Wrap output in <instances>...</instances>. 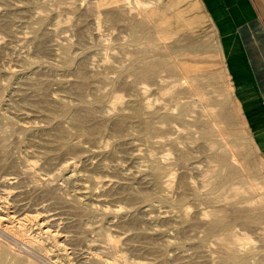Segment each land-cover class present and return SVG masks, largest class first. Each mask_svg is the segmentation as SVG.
<instances>
[{
    "label": "rangeland",
    "instance_id": "rangeland-1",
    "mask_svg": "<svg viewBox=\"0 0 264 264\" xmlns=\"http://www.w3.org/2000/svg\"><path fill=\"white\" fill-rule=\"evenodd\" d=\"M163 10L0 0V216L28 215L56 264H220L222 238L264 264V160L222 50L208 24ZM216 214L230 225L211 228Z\"/></svg>",
    "mask_w": 264,
    "mask_h": 264
},
{
    "label": "crops",
    "instance_id": "crops-1",
    "mask_svg": "<svg viewBox=\"0 0 264 264\" xmlns=\"http://www.w3.org/2000/svg\"><path fill=\"white\" fill-rule=\"evenodd\" d=\"M145 1H162L163 11H183L189 25L210 26L230 72L231 90L264 160V0Z\"/></svg>",
    "mask_w": 264,
    "mask_h": 264
},
{
    "label": "bare ground",
    "instance_id": "bare-ground-1",
    "mask_svg": "<svg viewBox=\"0 0 264 264\" xmlns=\"http://www.w3.org/2000/svg\"><path fill=\"white\" fill-rule=\"evenodd\" d=\"M139 2L143 5V6H146V5H149V4H151L150 2H144V1H141V0H139ZM160 2V1H159ZM159 4V3H158ZM168 7V6H167ZM165 9V8H164ZM169 9V8H168ZM62 25V24H61ZM139 25V24H138ZM62 28V27H61ZM136 28V27H135ZM57 29H60V28H57ZM133 30V29H132ZM134 32V31H133ZM138 32H140V31H138ZM144 32V31H143ZM150 32V31H149ZM57 33V32H56ZM59 33V32H58ZM148 34V33H147ZM192 36V35H191ZM186 37H188V36H186ZM194 37V36H193ZM179 38V37H178ZM203 38V37H202ZM207 38V37H206ZM205 39V38H204ZM160 40V39H159ZM181 40V39H180ZM198 40V39H197ZM182 42V41H181ZM150 43H152L151 41H150ZM157 43V42H156ZM155 43V44H156ZM186 44V43H185ZM200 44V43H199ZM180 45V44H179ZM171 46V45H170ZM208 47V46H207ZM209 48V47H208ZM184 50V52L186 51V49H183ZM182 50V51H183ZM187 50H189V49H187ZM191 50H193V49H191ZM186 53H187V51H186ZM162 55H166V54H162ZM197 55V54H196ZM206 56V55H205ZM207 57V56H206ZM70 60V59H69ZM163 60V59H162ZM180 60V59H179ZM183 60H184V58H183ZM199 60V59H198ZM201 60V59H200ZM181 61V60H180ZM190 62V61H189ZM203 63V62H202ZM164 64V63H163ZM169 64V63H168ZM183 65L185 64L184 62L182 63ZM187 64V63H186ZM188 64H190V63H188ZM199 64H201V63H199ZM148 65V64H147ZM147 65H145V66H147ZM151 65V64H150ZM157 66V65H156ZM155 66V67H156ZM163 66V65H162ZM178 66V65H177ZM188 66V65H187ZM148 67H150V66H148ZM165 67V66H164ZM164 67H162V68H164ZM180 67V66H179ZM184 68H185V66H183ZM157 68V67H156ZM161 68V69H162ZM174 68V67H173ZM182 68V67H181ZM170 69H172V68H170ZM145 70V69H144ZM143 69H142V71H144ZM150 70V69H149ZM152 70V69H151ZM179 70V69H178ZM181 70V69H180ZM179 70V71H180ZM148 72V71H147ZM153 72V71H152ZM174 72V71H173ZM136 73H138V72H136ZM175 73V72H174ZM80 74V73H79ZM141 74V76L142 77H145L146 76V71H144V72H142V73H140ZM151 74V73H150ZM184 74V73H183ZM206 74H210V73H207L206 72ZM211 74H213L212 72H211ZM82 75V74H81ZM80 75V76H81ZM139 75V74H138ZM193 75V74H192ZM200 75V74H199ZM199 75H197V76H199ZM202 75V74H201ZM148 76V75H147ZM213 78V77H212ZM211 79V78H210ZM221 79V78H220ZM215 81V80H214ZM205 82V81H204ZM228 85V89L231 91V86H230V82L227 84ZM74 91H78V89L77 90H74ZM195 91V90H194ZM79 92V91H78ZM201 92V91H200ZM204 92V91H203ZM205 94V93H204ZM174 98V97H173ZM203 98H204V96H203ZM223 99V98H222ZM206 100V99H205ZM210 99L208 98V101H209ZM225 100V99H224ZM221 101V100H220ZM224 102V101H223ZM209 103V102H208ZM221 103V102H220ZM228 102L226 101V104H227ZM38 104V103H37ZM205 104V103H204ZM210 104V103H209ZM213 104V103H212ZM225 104V103H224ZM44 106V105H43ZM215 107V106H214ZM185 108H187L186 106H185ZM93 109V108H92ZM91 109V110H92ZM182 109H183V107H182ZM224 109L226 110L227 108H226V105H224ZM67 110V109H66ZM66 110H65V112H66ZM69 111V110H68ZM185 111V110H184ZM239 113L241 112V108H239ZM91 112V111H90ZM188 112V111H187ZM216 112V111H215ZM218 112V111H217ZM93 113H94V111H93ZM184 113V112H183ZM66 115V114H65ZM210 115H211V113H210ZM131 117V116H130ZM230 117V116H229ZM229 117H227L228 119H229ZM86 115H81V114H79V115H73V117H72V122L71 123H73V126L75 127V128H77L79 131H81L82 130V128H83V126H84V123H85V121H86ZM92 119V118H91ZM199 119V118H198ZM241 119V118H240ZM167 121V120H166ZM219 121H220V119H219ZM224 121H225V119H224ZM223 121V122H224ZM90 122V121H89ZM222 122V121H221ZM234 122V121H233ZM237 122V121H236ZM188 123V122H187ZM88 125V124H87ZM239 126V125H238ZM85 127V126H84ZM87 127V126H86ZM228 127H230V126H228ZM85 129V128H84ZM223 129V128H222ZM227 129V128H226ZM225 129V130H226ZM231 129V128H230ZM236 129V128H235ZM149 130V129H148ZM151 130V129H150ZM224 130V129H223ZM232 130H233V128H232ZM223 132V131H222ZM240 132V131H239ZM234 133V132H233ZM232 134V133H231ZM240 134V133H239ZM237 136V135H236ZM233 137V136H232ZM215 139H218V138H216L215 137ZM229 139V138H228ZM242 139V138H241ZM162 141V140H161ZM213 141H214V139H213ZM230 141V140H229ZM239 141H240V139H239ZM214 142H216V141H214ZM232 142V141H231ZM213 143V142H212ZM211 143V144H212ZM227 145V144H226ZM238 145V144H237ZM212 147H213V145H212ZM216 148H218V147H216ZM226 148V147H225ZM240 148V147H239ZM239 148H238V150H239ZM229 152V151H228ZM242 152V151H241ZM217 154V153H216ZM244 154V153H243ZM246 154V153H245ZM218 155V154H217ZM230 155V154H229ZM236 155V154H235ZM245 156V155H244ZM230 157V156H229ZM240 157V156H239ZM237 158H238V156H237ZM245 158V157H244ZM247 158V157H246ZM232 159H234V158H232ZM231 159V160H232ZM247 159H249V158H247ZM229 160V159H228ZM227 160V161H228ZM236 160V159H235ZM226 161V162H227ZM239 161H243V160H239ZM219 163V162H218ZM231 163V162H230ZM233 163V162H232ZM242 163V162H241ZM246 163V162H245ZM245 163H244V165H245ZM220 164V163H219ZM234 165H236V164H234ZM243 165V164H242ZM243 165V166H244ZM225 167H226V165H224ZM227 166H228V164H227ZM232 166H233V164H232ZM246 166V165H245ZM217 167V166H216ZM235 169H236V167H234ZM243 168H246V167H243ZM215 169V168H214ZM213 171V170H212ZM245 171V170H244ZM25 172H27V171H25ZM216 172V171H215ZM28 173V172H27ZM30 174H32L33 175V173H30ZM222 174V173H221ZM210 175H211V173H210ZM210 175H208V176H210ZM216 175V174H215ZM257 175V174H256ZM212 176H214V175H212ZM219 176V175H218ZM248 176V175H247ZM232 177V176H231ZM253 177V176H252ZM258 177V176H257ZM235 178V177H234ZM237 178V177H236ZM208 179H209V177H208ZM207 179V180H208ZM244 179V178H243ZM248 180H249V178H247ZM250 179H251V177H250ZM206 180V179H205ZM219 180V179H218ZM222 180H223V178H222ZM206 182V181H205ZM224 182V181H223ZM244 182V181H243ZM235 183V182H234ZM241 184V183H240ZM261 184V183H260ZM263 184V183H262ZM206 185V184H205ZM251 185V184H250ZM256 185V184H255ZM207 186V185H206ZM235 186H237V185H235ZM254 186V185H253ZM208 187V186H207ZM210 187V186H209ZM234 187V186H233ZM243 187V186H242ZM237 188V187H236ZM235 188V189H236ZM238 189V188H237ZM243 189H244V187H243ZM249 189V188H248ZM257 189V188H256ZM245 190V189H244ZM255 190V189H254ZM236 191V190H235ZM239 191V190H238ZM240 191H242V189L240 190ZM250 191V190H249ZM241 193V192H240ZM244 193V192H243ZM249 193V192H248ZM255 193V192H254ZM236 194V193H235ZM250 194V193H249ZM251 195V194H250ZM258 195V194H257ZM164 196V198H168L166 195H163ZM246 196V195H245ZM248 196V195H247ZM254 196V195H253ZM260 196V195H259ZM256 197V196H255ZM237 198V197H236ZM258 198V197H257ZM165 199V200H166ZM242 199V198H241ZM253 201V200H252ZM263 203V202H262ZM235 204H237V203H235ZM240 204V203H239ZM248 204V203H247ZM238 205V204H237ZM254 205H256V204H254ZM249 206V205H248ZM247 206V207H248ZM237 207V206H236ZM239 208V207H238ZM252 209V208H251ZM256 209V208H255ZM254 209V210H255ZM259 209H261V208H259ZM215 210V209H214ZM212 211V210H211ZM220 212V211H219ZM240 212V211H239ZM262 212H263V210H262ZM246 213H247V211H246ZM211 215V214H210ZM213 215V214H212ZM34 216V215H33ZM32 216V217H33ZM30 217V216H29ZM39 217V216H38ZM38 217H36L35 219H33V221L34 220H36V221H39L38 223L40 224L39 226H40V228L38 229L39 231H41L44 235H46L47 236V238H51V237H53L54 236V234L49 230V229H47L46 228V226H45V224H43V222L45 221V220H42V219H40V217L38 218ZM226 215H221V214H216V215H214V217H213V220H212V226H211V228H213V229H218V228H227L228 227V221H227V219H226ZM244 217H248V216H237V217H234V220H241V219H243ZM249 218V217H248ZM179 219V218H178ZM180 219L181 220H185V219H187V215L186 214H184V215H182L181 217H180ZM262 220V219H261ZM30 221V218H28V215H27V217H24L23 219H20V218H16V217H14V216H11V215H7L6 217H2V216H0V264H22V262L23 261H27L26 263L27 264H56L55 262H53V261H51L50 259H49V257L47 256V252L46 251H49V250H46V248L45 247H43V244L41 245V244H39V243H37V241L36 240H34L32 237H30V236H27L26 235V229H24L23 227L26 225L25 223H28ZM40 221H43V222H40ZM232 221V220H231ZM254 221H249V223H253ZM30 224V223H29ZM230 225V224H229ZM191 226V225H190ZM36 227V226H35ZM220 230V229H219ZM53 234V235H52ZM104 233H102V235H103ZM227 234V233H226ZM41 235V234H40ZM43 235V236H44ZM101 236V235H100ZM104 236V235H103ZM110 237H109V241H110ZM59 241V240H58ZM58 241L57 242H53L54 243V247L55 248H58L59 250H61V248H60V246H59V244H60V242H59V244H58ZM107 241V240H106ZM228 240H224L223 238H222V240L221 241H219V249H220V251H221V253H223V257H221L220 258V264H244V259H242L241 257H240V247L239 248H234V247H231L230 245H229V243L227 242ZM231 243V242H230ZM237 243H238V241H237ZM239 244V243H238ZM27 246L28 245V247L30 248V250H27L26 248H24V247H22V246ZM170 245V244H169ZM172 246V245H171ZM14 247L15 248H17L15 251H17V252H15L14 251ZM27 247V248H28ZM235 247H236V245H235ZM13 249V250H12ZM114 251V250H113ZM20 253L24 256V258L22 257V255H20ZM250 253V252H249ZM243 255V254H242ZM249 255V254H248ZM9 256H11V257H9ZM56 256V255H55ZM102 257V256H101ZM23 258V259H22ZM93 259L95 260L94 261V264H113V263H111L110 261H105V260H103V259H101V258H99V257H97V256H93ZM246 259V258H245ZM247 260V259H246ZM113 261V260H112Z\"/></svg>",
    "mask_w": 264,
    "mask_h": 264
}]
</instances>
